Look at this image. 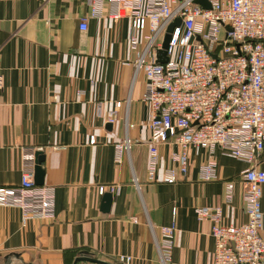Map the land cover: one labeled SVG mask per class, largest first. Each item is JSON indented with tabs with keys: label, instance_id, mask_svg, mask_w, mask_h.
Returning a JSON list of instances; mask_svg holds the SVG:
<instances>
[{
	"label": "crops",
	"instance_id": "1",
	"mask_svg": "<svg viewBox=\"0 0 264 264\" xmlns=\"http://www.w3.org/2000/svg\"><path fill=\"white\" fill-rule=\"evenodd\" d=\"M131 28L129 19L90 18L87 0H0V189L20 186L25 149L46 155L44 186L56 189L54 220L23 226L20 210L0 207V264L13 255L19 264H73L84 252L112 264L122 256L161 264L155 236L173 224L170 264H213L212 225L195 210L218 206L223 225L247 222L244 162L218 155V179L203 183L198 169L208 155L191 153L188 177L167 185L162 177L178 147L161 146L157 181L148 180L151 109L145 75H135ZM126 139L130 151L117 164L115 146ZM256 166L264 170V152ZM115 186L121 192L105 213L109 192L100 196L99 188Z\"/></svg>",
	"mask_w": 264,
	"mask_h": 264
},
{
	"label": "built area",
	"instance_id": "2",
	"mask_svg": "<svg viewBox=\"0 0 264 264\" xmlns=\"http://www.w3.org/2000/svg\"><path fill=\"white\" fill-rule=\"evenodd\" d=\"M194 1L87 0V5L92 19L132 21L129 46L135 75L143 73L147 81L143 101L151 109L148 127L154 137L148 180L157 181L160 147L167 145L178 147L162 177L167 185L188 177L191 153L208 155L198 169L203 183L218 179V155L248 164L239 176L246 223L223 225L218 206L198 208L195 214L212 225L213 264H264V170L256 166L264 152V0H208L211 10ZM176 19L181 25L172 33L168 63L157 64L167 29ZM88 29L83 19L80 30ZM121 107L116 104L108 123L117 121ZM98 117L103 118L101 108ZM130 148L128 139L115 146L117 164ZM36 153L23 151L20 186L0 189V207L20 210L23 226L56 218V189L35 183ZM225 191V201L231 203L234 184ZM107 192L117 196L121 187L99 188L100 196ZM175 231L173 224L155 236L161 264L172 261ZM131 260L122 256L119 263Z\"/></svg>",
	"mask_w": 264,
	"mask_h": 264
},
{
	"label": "water",
	"instance_id": "3",
	"mask_svg": "<svg viewBox=\"0 0 264 264\" xmlns=\"http://www.w3.org/2000/svg\"><path fill=\"white\" fill-rule=\"evenodd\" d=\"M194 3L200 5L205 10H211V5L208 2V0H195ZM180 25H181V19H176L175 22L168 27L163 40L162 49L158 51L157 64L168 63L167 51L172 38V33L174 31V28ZM109 125L111 127V124ZM45 160H46V155L43 152H37L35 183L38 186H44L45 170L43 169V164L45 163ZM112 204H113L112 194L110 193L106 194L103 198V211L105 213H108ZM16 260H19L18 255L8 256L5 258V262L3 264H19L20 262L17 263ZM73 264H112V263H108L106 261L96 259L92 254L84 252L76 257Z\"/></svg>",
	"mask_w": 264,
	"mask_h": 264
},
{
	"label": "trees",
	"instance_id": "4",
	"mask_svg": "<svg viewBox=\"0 0 264 264\" xmlns=\"http://www.w3.org/2000/svg\"><path fill=\"white\" fill-rule=\"evenodd\" d=\"M79 255V254H78Z\"/></svg>",
	"mask_w": 264,
	"mask_h": 264
}]
</instances>
